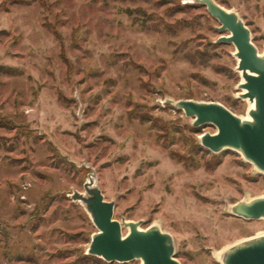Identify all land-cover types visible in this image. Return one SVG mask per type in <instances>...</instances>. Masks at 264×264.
Wrapping results in <instances>:
<instances>
[{"label":"rangeland","instance_id":"obj_1","mask_svg":"<svg viewBox=\"0 0 264 264\" xmlns=\"http://www.w3.org/2000/svg\"><path fill=\"white\" fill-rule=\"evenodd\" d=\"M212 1L262 53L264 0ZM218 27L192 0H0V264H141L87 254L96 228L69 196L90 174L113 218L157 223L180 264H219L214 250L264 233L229 212L264 196V174L203 148L215 127L166 101L246 115Z\"/></svg>","mask_w":264,"mask_h":264},{"label":"water","instance_id":"obj_2","mask_svg":"<svg viewBox=\"0 0 264 264\" xmlns=\"http://www.w3.org/2000/svg\"><path fill=\"white\" fill-rule=\"evenodd\" d=\"M205 6L215 18L221 35L218 42L231 43L238 59L236 70L241 71L238 97L253 102L249 119L236 116L216 102L192 100L166 101L193 119L194 127L210 124L214 133L199 137L200 145L212 153L233 150L259 172L264 173V48L258 53L251 41L250 31L236 13L212 0H192ZM83 193L73 191L70 198L79 201L89 214L96 232L92 234L87 254L106 262L126 263L140 260L141 264H180L174 257L172 237L158 226L139 228V222L117 221L113 218L114 203L104 200L93 174L83 184ZM229 212L245 220H264V196L239 201ZM122 227L128 232L122 235ZM221 264H264V235L252 236L231 246L222 256Z\"/></svg>","mask_w":264,"mask_h":264},{"label":"bare ground","instance_id":"obj_3","mask_svg":"<svg viewBox=\"0 0 264 264\" xmlns=\"http://www.w3.org/2000/svg\"><path fill=\"white\" fill-rule=\"evenodd\" d=\"M237 61H238V59H237ZM238 72V74H239V76H240V81H242V77H241V71H237ZM240 92V91H239ZM238 92V93H239ZM245 101H247L248 102V108H247V112H248V110H250V109H252L253 108V102H249L247 99H244ZM242 119H249V116H248V113H246V115L245 116H243V117H241ZM253 168L257 171V172H259L254 166H253ZM259 173H261V172H259ZM262 174H264V173H262ZM152 225H155V226H158V224L157 223H154V224H152ZM260 235H264V233H262V234H257V235H255V236H260ZM245 239H247V238H245ZM242 240H244V239H242ZM241 240H238V241H236V242H233V243H230V244H228V245H225L224 247H222V249H219V250H214L213 251V258L216 260V262H218L219 264H221V259H222V256L224 255V253L231 247V246H233L234 244H236V243H238V242H240Z\"/></svg>","mask_w":264,"mask_h":264},{"label":"trees","instance_id":"obj_4","mask_svg":"<svg viewBox=\"0 0 264 264\" xmlns=\"http://www.w3.org/2000/svg\"><path fill=\"white\" fill-rule=\"evenodd\" d=\"M141 121H144L143 118H140ZM179 160H182V159H179ZM182 162L185 164L186 162L184 160H182Z\"/></svg>","mask_w":264,"mask_h":264}]
</instances>
